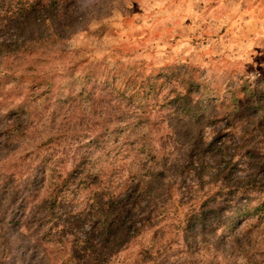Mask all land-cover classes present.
Returning a JSON list of instances; mask_svg holds the SVG:
<instances>
[{
  "label": "rangeland",
  "instance_id": "rangeland-1",
  "mask_svg": "<svg viewBox=\"0 0 264 264\" xmlns=\"http://www.w3.org/2000/svg\"><path fill=\"white\" fill-rule=\"evenodd\" d=\"M60 5L0 55V264H264L181 226L264 177V0Z\"/></svg>",
  "mask_w": 264,
  "mask_h": 264
},
{
  "label": "trees",
  "instance_id": "trees-1",
  "mask_svg": "<svg viewBox=\"0 0 264 264\" xmlns=\"http://www.w3.org/2000/svg\"><path fill=\"white\" fill-rule=\"evenodd\" d=\"M60 4L62 0H51L50 3L45 0H0V36L6 33L16 34L13 39L0 40V55L10 53L13 48L26 46L28 42L26 37L34 40L36 34L33 35L29 28L31 29L34 24L37 25L38 20L45 22L51 13L58 9V6H62ZM220 102V98H215L211 106ZM246 108L251 109L252 107L247 106ZM242 182L243 189L236 199L226 196V200L222 201L219 200V194L212 195L192 214L186 216L184 225H181L185 229L186 241L191 238L195 240L200 234L205 239L209 235L208 230L215 234L219 227H224L227 232H239L238 239L243 241L240 243L241 248L248 246L252 249L251 236H253L254 227L256 226V229L259 227L252 220L254 216L264 213V177L261 176L258 179L256 175L250 176L248 181L242 180ZM259 198L262 201L255 207L254 201ZM225 202L226 204L222 205ZM226 211H229L228 215L225 214ZM256 219L258 220L259 217ZM239 224L240 228L237 229Z\"/></svg>",
  "mask_w": 264,
  "mask_h": 264
}]
</instances>
